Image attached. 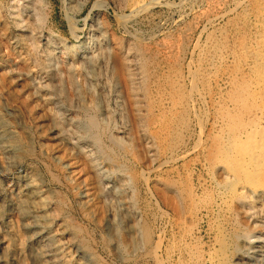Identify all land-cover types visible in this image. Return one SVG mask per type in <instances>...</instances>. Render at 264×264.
Here are the masks:
<instances>
[{
	"label": "rangeland",
	"instance_id": "obj_1",
	"mask_svg": "<svg viewBox=\"0 0 264 264\" xmlns=\"http://www.w3.org/2000/svg\"><path fill=\"white\" fill-rule=\"evenodd\" d=\"M143 5L0 0V123L16 142L13 154L0 142V264H56L44 256L55 232L36 243L29 231L19 191L31 177L51 230L65 229V264H264L251 254L264 243L249 237L264 235V196L243 192L260 227L233 198L241 154L264 152L261 10L251 0ZM13 16L38 24L36 49L15 41ZM89 118L94 133L70 121Z\"/></svg>",
	"mask_w": 264,
	"mask_h": 264
},
{
	"label": "bare ground",
	"instance_id": "obj_2",
	"mask_svg": "<svg viewBox=\"0 0 264 264\" xmlns=\"http://www.w3.org/2000/svg\"><path fill=\"white\" fill-rule=\"evenodd\" d=\"M18 1V0H17ZM253 1L254 4V9L256 11H260L259 16L261 17V20L264 21V0H251V2ZM12 2V1H10ZM127 5L129 6V8H131L132 10H137L139 9L143 3L144 0H126ZM126 4V3H125ZM237 4V2H236ZM249 5V4H248ZM33 6V4H32ZM144 6V5H143ZM15 7V6H14ZM13 8V7H12ZM147 8V7H146ZM145 8V9H146ZM249 8V7H248ZM37 9V7H36ZM130 9V10H131ZM19 10V9H18ZM11 12V11H10ZM14 12V11H13ZM18 12V11H17ZM31 12V11H30ZM14 14V13H12ZM18 14V13H17ZM256 14V13H255ZM16 15V14H15ZM39 15V14H38ZM19 16V15H18ZM21 17V16H20ZM257 17V16H256ZM12 19V18H11ZM13 19L15 20V24L16 27L19 31V34L16 35V40L15 41H24L25 43H29L26 46H30L31 50H34L37 48V45L39 44V34H38V24H34L31 22L30 18L27 16H24L23 18L21 17V19L19 20L18 17L13 16ZM37 21V20H36ZM40 21V20H39ZM261 21V22H263ZM264 23V22H263ZM262 25V24H261ZM264 26V25H263ZM17 31V33H18ZM253 31V30H252ZM16 33V34H17ZM14 36V35H13ZM244 38V37H243ZM263 38V37H262ZM252 39V38H251ZM264 39V38H263ZM41 41V40H40ZM235 41V40H234ZM44 42V41H43ZM21 43V42H20ZM23 43V44H25ZM263 44V43H261ZM260 44V45H261ZM259 45V46H260ZM264 45V44H263ZM23 46V45H22ZM45 46V45H44ZM51 46H47V48H50ZM29 48V47H28ZM41 48V47H40ZM81 47H77L76 52H81ZM75 49V48H74ZM133 48H130L127 52V55L125 56L126 58V64L127 67L130 68L128 69V83L130 84V91L132 96L134 97L135 100V106L138 107V104L140 103L138 101V98L140 97L141 93L139 94L138 97V93L140 92L139 87L140 85L135 82L134 80V74H133V70L131 69L132 65V58H134V53L131 52ZM251 49V48H250ZM258 49V48H257ZM49 50V49H48ZM259 50V49H258ZM30 51V50H29ZM28 51V53H29ZM84 51V50H83ZM264 51V50H262ZM33 52V51H32ZM50 52H52V50H50ZM49 52V53H50ZM230 52V51H229ZM258 52V51H257ZM74 53V52H73ZM261 53V52H260ZM36 54V53H35ZM235 54V53H234ZM32 56V54H30ZM29 55V56H30ZM37 55V54H36ZM257 55V53H256ZM262 55V53H261ZM47 56V55H46ZM91 56V55H90ZM235 56V55H234ZM264 56V55H263ZM251 57V56H250ZM255 57V56H254ZM257 57V56H256ZM262 57V56H259ZM34 57H32L33 59ZM49 58V57H48ZM38 60V59H37ZM37 62V61H36ZM82 62V61H81ZM236 63V62H235ZM252 63V62H251ZM44 64V63H43ZM73 64V63H72ZM137 64V63H136ZM260 64V63H259ZM35 65V64H34ZM38 65V64H37ZM135 65V63H134ZM239 65V64H238ZM248 65V64H247ZM262 66V65H261ZM64 67V66H63ZM251 67V66H250ZM72 68L71 66H66V75L67 78L69 80L73 81V74H72ZM263 68V67H262ZM40 70V69H39ZM260 70V69H259ZM207 72V71H206ZM262 72V70H261ZM264 72V71H263ZM210 73V72H209ZM60 74V73H59ZM222 74V73H221ZM261 74V73H259ZM264 74V73H263ZM252 75V74H251ZM255 75V74H254ZM258 75V74H257ZM42 76V75H41ZM235 76V75H234ZM237 76V75H236ZM263 75H261L262 78ZM254 77V76H253ZM72 78V79H71ZM232 78V77H231ZM258 78V77H257ZM255 76V79H257ZM259 77V79H261ZM216 79V78H215ZM243 79V78H242ZM253 79V78H252ZM254 79V80H255ZM263 79V78H262ZM261 79V80H262ZM60 80V78H59ZM235 80V79H234ZM233 80V81H234ZM264 80V79H263ZM40 81V80H38ZM47 81V80H46ZM59 82V81H58ZM106 82V81H105ZM259 82V81H258ZM45 83V82H43ZM42 83V84H43ZM60 83V82H59ZM73 83V82H72ZM256 83V81H255ZM263 83V82H261ZM42 84H40L41 86H43ZM254 85V84H253ZM261 85V84H259ZM190 87V86H189ZM192 87V86H191ZM263 87V86H262ZM59 88V87H58ZM196 88V87H195ZM257 88V87H255ZM264 89V88H263ZM194 90V89H193ZM259 90V89H258ZM261 90H259L260 92ZM195 92V91H194ZM202 92V91H201ZM102 93V92H101ZM258 93V92H257ZM261 93V92H260ZM264 93V92H262ZM225 95V94H224ZM264 95V94H263ZM138 98H137V97ZM203 96V95H202ZM257 96V95H256ZM259 99V98H258ZM264 99V98H263ZM77 100V99H76ZM143 101V100H142ZM219 101V100H218ZM139 102V103H138ZM104 103V102H103ZM3 104V103H2ZM143 104V102L141 103ZM159 106V105H158ZM80 107V106H79ZM135 107V108H136ZM47 109V108H46ZM139 110V108H136ZM142 109V108H141ZM143 110V109H142ZM141 111V110H140ZM217 112V111H216ZM263 112V111H262ZM136 113H139L136 111ZM219 113V112H218ZM222 113V112H221ZM264 113V112H263ZM150 114V113H149ZM57 115V114H56ZM139 115V114H138ZM141 115V114H140ZM146 116V115H145ZM1 117V116H0ZM57 117V116H56ZM124 117V116H123ZM61 118V117H60ZM142 118V117H141ZM246 118V117H245ZM56 119V118H55ZM138 119V118H137ZM140 119V116H139ZM74 120V119H73ZM72 119L70 121H72L77 127H79L80 129H82L85 134L86 133H94L95 128H96V121L93 118H89L88 121H86L87 123L82 126V123L80 122V120L77 121H73ZM141 120V119H140ZM222 120V119H221ZM79 121V122H78ZM139 121V120H138ZM154 121V120H153ZM249 121V120H248ZM64 122V121H63ZM71 122V123H72ZM141 122V121H140ZM4 123V122H2ZM0 123V142L3 145V152L6 154H13L15 151V147H16V142L14 140L11 139L9 133V129L6 127H3ZM142 123V122H141ZM59 124H61L60 126L58 125V123L56 124V127L63 128V124L60 121ZM4 125V124H3ZM143 125V124H142ZM8 126V125H7ZM13 126V125H12ZM53 126V125H51ZM51 128V127H50ZM142 128V127H141ZM56 129V128H55ZM260 129V128H259ZM56 131V130H55ZM60 131V130H59ZM58 131V132H59ZM159 131V130H158ZM245 131V130H244ZM243 131V133H244ZM16 132V131H15ZM54 132V131H53ZM61 132V131H60ZM258 132V131H257ZM19 133V132H18ZM62 133V132H61ZM60 133V134H61ZM153 134V133H152ZM22 135V134H21ZM56 136V134H55ZM90 138H91V142L95 143L97 141V138L94 134H90ZM87 137V136H86ZM143 137H145V135H143ZM262 137V136H261ZM13 138V137H12ZM56 138V137H55ZM146 138V137H145ZM74 139V138H73ZM72 140V139H71ZM77 142V141H76ZM212 142V141H211ZM25 143V142H24ZM149 144H152L150 142H148ZM210 143V142H209ZM150 147V146H149ZM22 147H20L21 149ZM148 148V147H147ZM152 148V147H150ZM19 149V148H18ZM65 149V148H64ZM72 149V148H71ZM211 149V148H210ZM151 151V150H150ZM242 151V150H241ZM244 153V154H243ZM241 156H240V160L245 161V163L242 166V174H241V178L238 182V187L235 190V195L233 198L236 199V202L243 206L245 205H249V203H247V194L243 193L245 189H251L254 192H257L258 195H262L264 196V152L262 151L261 148H259L258 146L252 147L246 151H244ZM2 155V154H1ZM12 156V155H11ZM238 157V156H237ZM236 157V158H237ZM92 158V157H91ZM11 160V159H10ZM93 160V159H92ZM15 164V163H14ZM18 166V165H17ZM94 167H97V163L95 160H93V165ZM99 168V167H98ZM98 170V169H97ZM225 175V174H224ZM210 176V175H209ZM25 177V176H24ZM122 181V180H121ZM217 188V187H216ZM228 188V187H227ZM42 188H40V186L36 183V181L31 177V178H26L24 180H22V184H21V188H20V194L21 197L24 198V201L26 203V205L28 206V208H30V220H32V224H30L29 227V231H31L33 233V242H41L43 240V238H47L51 236V240H52V244L50 243L47 247H48V251L47 254H45L44 256L47 258L52 259L54 262L59 263H63L65 264V258L68 257V252L66 253V248L65 247V229H63V227L61 226H56L58 227L55 231H52L51 228L54 226V223L51 224L49 222V217L47 215L48 212H46V208H45V203L41 204V202L43 201V192L41 190ZM18 190V189H16ZM16 192V191H15ZM186 192V191H185ZM236 192L238 194H236ZM17 194V193H16ZM250 195V194H249ZM186 196V194H185ZM16 197V196H15ZM47 198V197H46ZM128 198V197H127ZM210 198V197H209ZM16 199V198H15ZM21 199V198H20ZM18 200V199H17ZM47 200V199H46ZM175 200V199H174ZM192 200V199H191ZM235 201V200H234ZM251 201V200H250ZM17 202V201H16ZM253 202V201H252ZM48 204V202H47ZM15 205V204H14ZM21 205V204H18ZM17 206V205H15ZM264 206V205H263ZM194 207V206H193ZM202 207V206H201ZM208 207V206H207ZM246 207V206H245ZM14 208V207H13ZM16 208V207H15ZM25 208V205H24ZM26 208V209H28ZM239 208V207H238ZM257 208L255 207V205L251 206V204L248 206V210L246 211V213L248 212L249 214H252V218L255 220L254 223H256L257 227L261 226V219L259 220V217L257 216ZM20 209V208H19ZM245 209V208H244ZM24 210V209H23ZM20 211V210H19ZM27 211V210H25ZM259 211V210H258ZM244 212V211H243ZM199 214V213H198ZM207 214V213H206ZM23 215V214H22ZM27 215V214H26ZM56 216V215H55ZM24 217V216H23ZM184 217V216H183ZM196 218V217H195ZM238 218V217H237ZM261 218V217H260ZM264 219V217L262 218ZM28 220V219H27ZM135 220V219H134ZM21 221V220H20ZM25 221V220H24ZM264 221V220H263ZM262 221V222H263ZM134 222V221H132ZM247 222V221H246ZM260 222V223H259ZM27 224V223H26ZM241 225V224H240ZM23 226V224H22ZM224 226V225H223ZM243 226V225H242ZM262 226L264 227V222L262 224ZM186 227V226H185ZM188 227V226H187ZM229 228V227H228ZM67 229V228H66ZM261 230V229H260ZM263 231V230H262ZM55 232V236L53 237V234L49 236L50 233ZM185 232V231H184ZM229 232V231H228ZM183 233V232H182ZM241 233V232H240ZM249 233V232H248ZM257 233V232H256ZM30 234V233H29ZM255 234V233H254ZM70 235V234H69ZM246 235V234H245ZM248 235V234H247ZM239 236V235H238ZM257 236V237H256ZM256 236H249L251 238L254 239L255 242L257 243H264V235L263 232L260 233V235H256ZM69 237V236H68ZM183 237V236H182ZM245 237V236H244ZM248 237V238H249ZM46 241V240H45ZM57 242V243H56ZM236 243V242H235ZM46 244V243H45ZM33 245V244H32ZM40 245V244H39ZM70 246V245H69ZM46 247V246H44ZM237 247V246H236ZM182 248V247H181ZM38 249V248H37ZM45 250V249H44ZM32 251V250H31ZM37 251V250H36ZM180 251V250H179ZM200 251V250H199ZM248 251V250H247ZM246 251V252H247ZM250 251V250H249ZM45 252V251H44ZM30 253V252H29ZM259 254L261 256V254L264 255V251L262 250V246L259 247H253L251 254ZM188 254V253H187ZM70 255V254H69ZM35 256V255H34ZM67 256V257H66ZM73 256V255H72ZM172 256V255H171ZM37 257V256H36ZM202 257V256H201ZM45 259V258H44ZM68 259V258H67ZM66 259V260H67ZM74 259V257H73ZM40 260V259H39ZM71 261V260H70ZM78 261V260H77ZM89 261V260H88ZM156 261V260H155ZM166 262V261H165ZM250 262V261H249ZM257 262V261H256ZM68 263V262H67ZM164 263V262H163ZM46 264V263H45ZM50 264V263H49ZM78 264H85L84 262H78ZM189 264V263H188ZM191 264V263H190Z\"/></svg>",
	"mask_w": 264,
	"mask_h": 264
}]
</instances>
